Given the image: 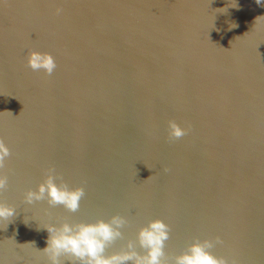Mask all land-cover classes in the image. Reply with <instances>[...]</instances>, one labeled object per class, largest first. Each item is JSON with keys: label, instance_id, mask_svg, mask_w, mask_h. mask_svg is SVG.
<instances>
[{"label": "water", "instance_id": "obj_1", "mask_svg": "<svg viewBox=\"0 0 264 264\" xmlns=\"http://www.w3.org/2000/svg\"><path fill=\"white\" fill-rule=\"evenodd\" d=\"M32 50L52 74L28 66ZM0 139V203L16 209L0 264H50L47 224L117 213L108 255L143 252L139 230L162 219L165 264L205 240L227 264H264V4L0 0ZM50 172L84 188L77 211L26 201Z\"/></svg>", "mask_w": 264, "mask_h": 264}, {"label": "clouds", "instance_id": "obj_2", "mask_svg": "<svg viewBox=\"0 0 264 264\" xmlns=\"http://www.w3.org/2000/svg\"><path fill=\"white\" fill-rule=\"evenodd\" d=\"M257 4H264V0H256ZM28 66L34 70H43L52 74L56 69L55 57L48 52L32 50L28 54ZM186 129L175 121L169 122L171 137L184 136ZM10 156L8 145L0 139V167ZM8 183V177L0 174V189ZM85 194L83 187H70L66 182L57 183V176L50 172L46 179L35 189L26 192L25 199L34 203L47 199L50 205H63L67 210L75 212ZM16 214L14 207L0 203V219H8ZM126 218L121 214H114L109 220L100 219L95 222L70 223L65 221L59 225L50 223L45 226L48 237L46 247L42 250L48 255L50 264H62L61 257H65L63 264H165V242L170 236L169 226L162 219H153L142 227L136 241L128 240L123 251L106 254L107 247L118 238L123 237ZM213 241H196L188 249L175 257L174 264H227L222 257L215 256L210 248Z\"/></svg>", "mask_w": 264, "mask_h": 264}]
</instances>
